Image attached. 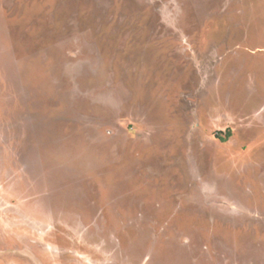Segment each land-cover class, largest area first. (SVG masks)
I'll return each mask as SVG.
<instances>
[{
  "label": "rangeland",
  "instance_id": "374dc122",
  "mask_svg": "<svg viewBox=\"0 0 264 264\" xmlns=\"http://www.w3.org/2000/svg\"><path fill=\"white\" fill-rule=\"evenodd\" d=\"M0 264H264V0H0Z\"/></svg>",
  "mask_w": 264,
  "mask_h": 264
}]
</instances>
